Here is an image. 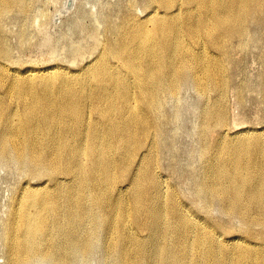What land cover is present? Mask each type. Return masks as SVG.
Returning a JSON list of instances; mask_svg holds the SVG:
<instances>
[{"label":"bare ground","instance_id":"obj_1","mask_svg":"<svg viewBox=\"0 0 264 264\" xmlns=\"http://www.w3.org/2000/svg\"><path fill=\"white\" fill-rule=\"evenodd\" d=\"M33 1L0 0V23L22 2L28 15ZM148 3L144 18L121 17L81 68L22 70L0 63V163L53 181L14 200L4 235L7 264L41 258L72 264L93 250L103 226L107 249L121 264H264V229L255 231L264 228L262 134L229 140L226 132L204 146L200 192L243 221L233 241L198 221L156 172L169 130L166 104L179 98L187 80L206 100L201 136L227 123V63L253 38V25L264 28V0ZM5 42L0 36L6 60ZM212 92L217 97L210 100ZM143 228L149 235L136 233Z\"/></svg>","mask_w":264,"mask_h":264},{"label":"rangeland","instance_id":"obj_2","mask_svg":"<svg viewBox=\"0 0 264 264\" xmlns=\"http://www.w3.org/2000/svg\"><path fill=\"white\" fill-rule=\"evenodd\" d=\"M22 4L25 7L24 2L17 4V8L14 7L12 13H9V16L5 15L0 23V36L4 42L6 41L10 51L9 59H0V63L22 70L29 68L44 70L57 65L70 70L81 68L97 55L101 43L110 35V28L117 25L121 17L132 13L136 17L144 18L150 10L148 0H34L28 15H24L22 13L24 7H20ZM253 26L251 27L253 38L249 40L246 48H236L237 54L233 51L231 61L227 63L230 81L225 93L227 98L224 99L228 109L227 123L218 127L213 124L211 127L216 126V131L211 129L206 137L203 133L201 136L203 127L200 113L203 112L206 100L195 89L194 82L191 79L187 80L181 86L179 98L169 99L166 104L167 122L169 121L166 129L169 130L164 132L159 154L161 160L159 159V166L156 169L158 176L160 174L159 180L166 189L178 193V199L184 208L186 210L188 208L187 211L198 221L210 223L209 225L219 232L220 239L227 242L241 236L243 221L226 211L223 203L215 201V205L200 192L207 163L204 146L216 144L226 132L230 135L228 138L232 137L229 140H235V137L243 134H249L248 136L262 134L261 136L264 137V28L261 25ZM3 32L5 34H2ZM0 89L2 93V88ZM216 97L215 92L210 94V100ZM169 115L172 119L168 117ZM11 164L6 161L0 163V264H7L5 229L10 221L12 204L20 191L24 192L33 186L53 185V181L45 174L24 171L20 166ZM260 227L262 226L255 227V231L263 232L264 228ZM137 230L142 231L138 233ZM137 230L136 233L140 236L149 235V231L145 228ZM94 240L93 250L91 248L84 258L78 256L79 260L76 262V258L72 264H121L107 249L108 241L104 226ZM47 260L49 259L41 258L32 264H50Z\"/></svg>","mask_w":264,"mask_h":264}]
</instances>
